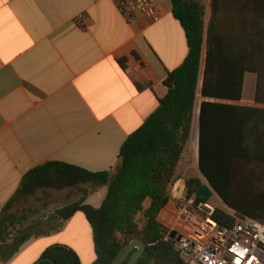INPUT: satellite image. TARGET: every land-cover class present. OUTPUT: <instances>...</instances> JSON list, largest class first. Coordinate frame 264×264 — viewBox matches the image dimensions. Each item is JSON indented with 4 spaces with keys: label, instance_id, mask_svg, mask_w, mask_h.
<instances>
[{
    "label": "crops",
    "instance_id": "obj_1",
    "mask_svg": "<svg viewBox=\"0 0 264 264\" xmlns=\"http://www.w3.org/2000/svg\"><path fill=\"white\" fill-rule=\"evenodd\" d=\"M152 1L154 22L142 15L128 19L113 0H0V213L23 176L46 162L90 172L117 165L121 145L157 109L167 91L163 78L188 51L171 1ZM218 4L224 53L237 56L239 65L241 58L253 56L256 74L244 72L240 100L211 101L262 108L264 100L256 104L251 80L264 78V0ZM248 24L252 32L245 29ZM199 90L170 200L157 218L168 231L180 217L175 208L185 197L186 178H197ZM106 191L97 188L85 203L97 198L91 206L99 207ZM52 245L70 248L81 264L96 258L90 225L76 212L58 232L30 238L0 264H34Z\"/></svg>",
    "mask_w": 264,
    "mask_h": 264
},
{
    "label": "trees",
    "instance_id": "obj_2",
    "mask_svg": "<svg viewBox=\"0 0 264 264\" xmlns=\"http://www.w3.org/2000/svg\"><path fill=\"white\" fill-rule=\"evenodd\" d=\"M170 1L172 16L184 31L188 51L182 64L163 78L167 91L159 99L157 109L127 137L119 149L117 165L110 170L90 172L61 162H46L28 171L0 213L1 263L12 258L30 238L58 232L64 221L81 212L92 231L96 258L91 264H110L117 252L135 239L145 244L136 264H183L175 250V240L169 238V231L157 218L170 200L169 189L176 180V167L190 137L199 84L203 101L199 105L198 170L235 215L264 221V202L249 204L242 192L239 195L245 203L234 201L239 196L234 192L241 189L239 179L249 185L250 173H255L256 166L264 165V109L211 101L240 100L244 72H254L253 56L241 58L239 65L237 56L228 58L224 53L222 35L217 29L219 0L210 1L206 34V0ZM137 88L142 87L137 84ZM259 96L256 103L261 100ZM184 184L186 198L194 196L196 202H208L197 194L199 179L190 178ZM81 185H89L90 190L84 191L79 200L12 232L18 220L9 211L18 198L31 197L38 190ZM101 187L107 189L101 205L93 208L86 204V197ZM211 220L224 227L235 223L229 213L218 208ZM49 222L56 224L42 225ZM38 258L34 264H81L73 250L61 245L46 248Z\"/></svg>",
    "mask_w": 264,
    "mask_h": 264
},
{
    "label": "built area",
    "instance_id": "obj_3",
    "mask_svg": "<svg viewBox=\"0 0 264 264\" xmlns=\"http://www.w3.org/2000/svg\"><path fill=\"white\" fill-rule=\"evenodd\" d=\"M116 9L128 19L142 15L157 20L152 0H113ZM175 210L179 218L169 230L175 232V250L183 264H264V221L230 214L235 223L224 227L211 220L214 207L182 198ZM168 234V235H169Z\"/></svg>",
    "mask_w": 264,
    "mask_h": 264
},
{
    "label": "rangeland",
    "instance_id": "obj_4",
    "mask_svg": "<svg viewBox=\"0 0 264 264\" xmlns=\"http://www.w3.org/2000/svg\"><path fill=\"white\" fill-rule=\"evenodd\" d=\"M212 0H206L205 3V11H209V7ZM211 18V16H210ZM217 27L220 28L222 25L219 22L220 17H217ZM210 19L208 16L206 17V12L204 16V33L206 34L207 28ZM253 25L248 24L246 25V30L247 32H252ZM205 46L203 47V53H202V60H201V65H200V79L202 76V71H203V65H204V58H205ZM250 74L255 76V72H250ZM199 79V80H200ZM264 78L261 77V74L258 75V79L255 80L256 82H253L251 80V90L254 91L256 89V96L259 94L261 97V100H264V91H262V82ZM201 82V81H200ZM257 84V85H256ZM200 86V84H199ZM257 86V87H256ZM257 104V103H256ZM250 108V107H248ZM257 109H264L262 108H257ZM194 160L190 159V163H193ZM255 173H250V179L253 180L252 184L248 183H243V180L239 179V185H241V189L235 191L234 193L237 194L242 192L245 200L250 204H261L264 202V165H259L254 168ZM193 173L197 176V178L200 180V184H207V181L205 178L200 174L198 171V167L194 165L193 167ZM188 178H186L187 180ZM249 179V180H250ZM245 181V179H244ZM209 186V184H207ZM81 187V188H80ZM79 188H71V189H63V190H53V189H48V190H38L33 196L31 197H26V198H18L15 203L12 205L10 209V213L14 214L18 220V223L11 229L12 232L16 231L19 227H26L27 225H31L33 221L36 219L40 218L42 219L44 216H47L48 213H52L55 209L60 208L61 206H64L70 202L77 201L79 200L82 196L84 191H89L90 186L89 185H81ZM185 187V184H184ZM238 187V185H236ZM235 187V188H236ZM185 193V192H184ZM217 196V195H216ZM216 196H212L209 200L208 203L209 205L213 206L215 209H223V211H226L227 213L233 214L235 211L233 209H229L227 206H225L222 201L217 198ZM241 196H235L234 201L240 205H243L245 203L244 199L241 198ZM95 199L97 198H90L89 202L86 204L92 205L95 203ZM221 203V204H220ZM44 219V218H43ZM56 223L54 222H49V223H43V226L51 227L54 226ZM83 258V257H82ZM81 258V259H82ZM83 260V259H82ZM84 262V261H83Z\"/></svg>",
    "mask_w": 264,
    "mask_h": 264
},
{
    "label": "water",
    "instance_id": "obj_5",
    "mask_svg": "<svg viewBox=\"0 0 264 264\" xmlns=\"http://www.w3.org/2000/svg\"><path fill=\"white\" fill-rule=\"evenodd\" d=\"M208 184V182H207ZM207 184H201L197 189V194L204 198L210 199L213 195H217L214 189ZM169 238L172 240H177L175 232L169 234ZM145 250V244L140 240H132L125 244L112 259L110 264H136L139 258L143 255Z\"/></svg>",
    "mask_w": 264,
    "mask_h": 264
}]
</instances>
